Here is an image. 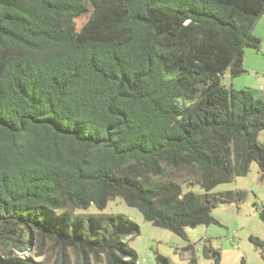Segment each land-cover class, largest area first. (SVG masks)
<instances>
[{
	"label": "trees",
	"instance_id": "trees-1",
	"mask_svg": "<svg viewBox=\"0 0 264 264\" xmlns=\"http://www.w3.org/2000/svg\"><path fill=\"white\" fill-rule=\"evenodd\" d=\"M262 17L264 0H0V264H34L13 254L36 239L59 246L63 263L73 249L83 264H137L126 241L137 224L73 215L117 196L184 239L243 202L214 190L253 163L264 179V101L223 80L261 49ZM164 166L195 169L203 192L151 182Z\"/></svg>",
	"mask_w": 264,
	"mask_h": 264
},
{
	"label": "rangeland",
	"instance_id": "rangeland-1",
	"mask_svg": "<svg viewBox=\"0 0 264 264\" xmlns=\"http://www.w3.org/2000/svg\"><path fill=\"white\" fill-rule=\"evenodd\" d=\"M264 55V48H263ZM249 74L243 75V80L252 83L255 77L264 89V57L262 62L254 63ZM253 70V71H252ZM229 84V78L223 80ZM263 139V137H262ZM198 174L195 169L182 167L174 171L164 166L161 177H151V182L175 180L181 184L183 192L193 191L202 193L197 185ZM242 191L246 198L241 203L221 205L213 210V216L218 225L198 226L187 228V239L173 232L154 226L147 222L142 213L129 207L122 196H117L108 202L104 211L95 206L88 210H77L74 216L87 217L122 215L139 227V234L133 239L127 238L129 248L138 256L137 264H158V254L166 257L172 264H187L195 257L197 264H214L212 254L206 250L216 249L220 254V264H264V248L257 247L251 238L264 240V222L257 212L258 206H264V179H261L257 163H253L247 176L237 177L231 183L218 186L214 192ZM202 242V243H201ZM0 256H3L0 252ZM65 263L62 260L61 248L51 240L42 243L36 239L28 252L13 254V257L28 259L34 264H83L80 256L73 249L65 251ZM145 260V261H144ZM88 264H107L104 256H90Z\"/></svg>",
	"mask_w": 264,
	"mask_h": 264
},
{
	"label": "crops",
	"instance_id": "crops-1",
	"mask_svg": "<svg viewBox=\"0 0 264 264\" xmlns=\"http://www.w3.org/2000/svg\"><path fill=\"white\" fill-rule=\"evenodd\" d=\"M254 34L259 37L262 41L261 49L259 51L253 50V49H247L245 52V58H244V69L245 73L243 75L249 74L251 72V69H253L254 63L262 62L263 61V48H264V17H262L256 24L254 28ZM253 71V70H252ZM243 75H241L238 78L232 79L230 75L227 73L224 76V79L229 78L230 82L229 84H224L228 87H232L237 90L241 89H250L257 99H261L264 101V89L263 86L259 85V78L255 77V80L252 81V83H247L243 80ZM263 137V139H262ZM259 142L264 145V130L259 135Z\"/></svg>",
	"mask_w": 264,
	"mask_h": 264
},
{
	"label": "built area",
	"instance_id": "built-area-1",
	"mask_svg": "<svg viewBox=\"0 0 264 264\" xmlns=\"http://www.w3.org/2000/svg\"><path fill=\"white\" fill-rule=\"evenodd\" d=\"M263 208V206L262 205H260V206H258V209H262ZM202 243V242H201ZM145 261V260H144Z\"/></svg>",
	"mask_w": 264,
	"mask_h": 264
},
{
	"label": "water",
	"instance_id": "water-1",
	"mask_svg": "<svg viewBox=\"0 0 264 264\" xmlns=\"http://www.w3.org/2000/svg\"><path fill=\"white\" fill-rule=\"evenodd\" d=\"M222 206L224 207L225 205L223 204Z\"/></svg>",
	"mask_w": 264,
	"mask_h": 264
}]
</instances>
